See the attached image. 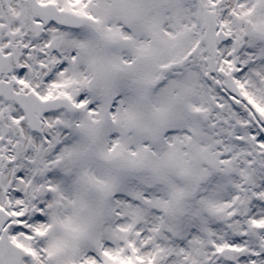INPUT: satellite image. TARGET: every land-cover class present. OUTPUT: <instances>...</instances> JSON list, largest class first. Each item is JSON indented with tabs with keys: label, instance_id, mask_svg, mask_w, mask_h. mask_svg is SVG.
Here are the masks:
<instances>
[{
	"label": "snow or ice",
	"instance_id": "1",
	"mask_svg": "<svg viewBox=\"0 0 264 264\" xmlns=\"http://www.w3.org/2000/svg\"><path fill=\"white\" fill-rule=\"evenodd\" d=\"M0 264H264V0H0Z\"/></svg>",
	"mask_w": 264,
	"mask_h": 264
}]
</instances>
